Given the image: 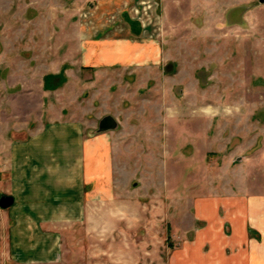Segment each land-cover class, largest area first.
I'll list each match as a JSON object with an SVG mask.
<instances>
[{
    "label": "crops",
    "instance_id": "obj_1",
    "mask_svg": "<svg viewBox=\"0 0 264 264\" xmlns=\"http://www.w3.org/2000/svg\"><path fill=\"white\" fill-rule=\"evenodd\" d=\"M131 1H99L91 20L73 21L72 35L62 37L66 47L76 43L72 61L52 63L46 48L33 67L24 60L26 95L38 93V109L22 119L0 115V197H12L0 207V264H264V176L215 177V185L231 187L192 193L189 178L116 174L115 128L97 121L146 115L143 104H173V63L159 35L168 41L191 39L192 28L204 32L189 11L169 18V8L192 0H154L164 10L165 34L157 18L140 14L148 2ZM202 1V11L217 12L216 40L246 41L241 54L259 87L264 60L254 56L263 55L264 1ZM37 53L30 43L23 48L29 57ZM60 72L65 80L54 88L51 76ZM114 85L120 89L112 97ZM233 117L246 121L232 137V150L247 153L237 155L239 175L251 161L264 164V115Z\"/></svg>",
    "mask_w": 264,
    "mask_h": 264
},
{
    "label": "rangeland",
    "instance_id": "obj_2",
    "mask_svg": "<svg viewBox=\"0 0 264 264\" xmlns=\"http://www.w3.org/2000/svg\"><path fill=\"white\" fill-rule=\"evenodd\" d=\"M99 1L103 0H0V115L22 119L36 114L38 93L31 98L26 95L30 78L25 71L24 60L28 62L29 58L33 67L36 59L41 57L39 51L46 48L47 52L53 53L48 55L52 63L72 61L76 43L73 41L66 47L64 39L72 35L73 21L94 17ZM135 1L132 0V4ZM144 1L151 7L147 8L145 3L140 14L157 18L159 33L165 34L161 3L158 6L154 0ZM204 4L207 2L192 0L186 5L172 6L168 11L171 19L179 10L189 11V20L193 25H199L203 33H196L192 28L191 39L168 41L163 38L165 35H159L160 46L173 63L174 103L143 104L146 115H115L116 120L112 117L116 124L113 148L117 175L128 180L141 177L161 180L189 178L192 193L210 192L214 187H231L229 183L215 185V177L229 181L233 176H264L263 162L255 161L247 164L243 173L237 175V155L247 153L232 150L238 142L236 137L232 140L234 133L240 127H246L245 120L237 122L233 115H264V99L260 97L264 81L259 78L261 86L258 87L257 78L250 80L253 68L241 54L246 50V41L215 39L213 20L218 15L214 7H206L202 11ZM151 26L155 24L150 23L146 28L150 30ZM23 34H27V39L22 40ZM28 43L37 48L35 56L23 54ZM260 52L263 55L254 56L256 61L264 60V49ZM256 70L255 66L254 75H261ZM12 82L16 84L13 94L8 88ZM114 86L112 97L117 96L120 89ZM150 90L140 92L146 96ZM250 123L255 126L254 122ZM205 178L206 184L200 182ZM146 186L166 187L165 184L153 183Z\"/></svg>",
    "mask_w": 264,
    "mask_h": 264
},
{
    "label": "water",
    "instance_id": "obj_3",
    "mask_svg": "<svg viewBox=\"0 0 264 264\" xmlns=\"http://www.w3.org/2000/svg\"><path fill=\"white\" fill-rule=\"evenodd\" d=\"M261 1H264V0H261ZM102 121H103V123L99 126V128L110 129V128H115L116 127V124L114 123L112 118L109 117V116L103 117ZM11 203H12V197H10L8 195H4V196L0 197V207L6 208Z\"/></svg>",
    "mask_w": 264,
    "mask_h": 264
},
{
    "label": "trees",
    "instance_id": "obj_4",
    "mask_svg": "<svg viewBox=\"0 0 264 264\" xmlns=\"http://www.w3.org/2000/svg\"><path fill=\"white\" fill-rule=\"evenodd\" d=\"M60 74H58L56 76H51V78H57L58 79V83L54 86V88L59 86L64 81L63 75H60Z\"/></svg>",
    "mask_w": 264,
    "mask_h": 264
},
{
    "label": "flooded vegetation",
    "instance_id": "obj_5",
    "mask_svg": "<svg viewBox=\"0 0 264 264\" xmlns=\"http://www.w3.org/2000/svg\"><path fill=\"white\" fill-rule=\"evenodd\" d=\"M102 120H103V119H100V120L97 121V126H100V125L103 123Z\"/></svg>",
    "mask_w": 264,
    "mask_h": 264
},
{
    "label": "built area",
    "instance_id": "obj_6",
    "mask_svg": "<svg viewBox=\"0 0 264 264\" xmlns=\"http://www.w3.org/2000/svg\"><path fill=\"white\" fill-rule=\"evenodd\" d=\"M155 3H156V5H157V1H155ZM147 8H150L151 6H149V4H148V6H146ZM143 10H144V7H143ZM137 13H138V10H137Z\"/></svg>",
    "mask_w": 264,
    "mask_h": 264
}]
</instances>
